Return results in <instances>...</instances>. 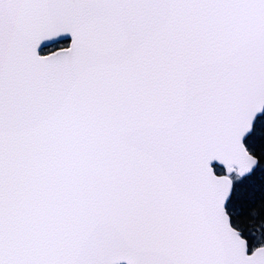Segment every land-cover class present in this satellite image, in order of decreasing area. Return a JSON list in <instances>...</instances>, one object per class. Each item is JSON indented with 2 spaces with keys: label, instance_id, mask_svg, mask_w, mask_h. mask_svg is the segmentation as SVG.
Here are the masks:
<instances>
[{
  "label": "snow or ice",
  "instance_id": "snow-or-ice-1",
  "mask_svg": "<svg viewBox=\"0 0 264 264\" xmlns=\"http://www.w3.org/2000/svg\"><path fill=\"white\" fill-rule=\"evenodd\" d=\"M0 264H264V0H0Z\"/></svg>",
  "mask_w": 264,
  "mask_h": 264
}]
</instances>
